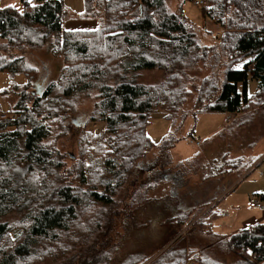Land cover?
<instances>
[{"label":"trees","instance_id":"1","mask_svg":"<svg viewBox=\"0 0 264 264\" xmlns=\"http://www.w3.org/2000/svg\"><path fill=\"white\" fill-rule=\"evenodd\" d=\"M183 1L83 0L76 16L97 20L93 30L65 29L75 15L64 0L0 7V71L10 77L0 97L16 114L0 120V264H264V222L227 236L205 230L209 209L195 218L209 203L179 208L171 195L134 192L127 200L125 187L135 186L152 151L156 161L136 184L139 192L170 168L162 158L189 116L194 122L203 113L264 114V0H207L203 15L220 30L209 45L184 15ZM40 48L63 65L38 94L33 82L40 70L24 53ZM199 64L208 74L198 80ZM152 71L162 77L141 80ZM18 74L23 86L13 81ZM250 79L257 83L254 96ZM83 97L92 99L88 121L103 123L100 135L71 117ZM157 108L170 128L154 142L146 125ZM70 134L77 135V156L59 148ZM228 165L238 169L242 159ZM192 213V227L216 238L207 252L179 239L168 244ZM217 217L213 212L211 220ZM147 231L154 235L147 246L161 251L156 257L145 253ZM137 233L143 242L124 247V238ZM210 247L232 257L215 256Z\"/></svg>","mask_w":264,"mask_h":264},{"label":"rangeland","instance_id":"2","mask_svg":"<svg viewBox=\"0 0 264 264\" xmlns=\"http://www.w3.org/2000/svg\"><path fill=\"white\" fill-rule=\"evenodd\" d=\"M16 5H20V0H13ZM75 14L83 11V0H64ZM182 11L187 19L201 32H204L202 38L203 44L209 45L214 37H219L220 30L216 23L209 18L203 17V9L196 0H184ZM68 30H93L98 27L95 19H83L81 17L68 18L64 23ZM26 62L40 70V79L34 81V85L44 87L46 82L57 78L63 65L62 58L54 57L46 48L28 50L24 53ZM242 63L236 65L241 68ZM199 78L208 74V69L203 68L202 64L194 73ZM162 75L159 72L142 73L141 80L147 82L158 81ZM14 83L23 86L26 78L23 74H18L14 78ZM10 85V77L6 72L0 71V93ZM33 85V86H34ZM257 88L255 80L248 81V94L254 96ZM195 98L192 94L188 100L190 105ZM2 109L6 111L8 105L1 99ZM253 109H250L252 113ZM92 111V99L81 98L78 100L74 114L71 116L77 125L85 126L92 135H100L103 130V123L89 122L88 118ZM245 113L239 115L225 113H203L197 116L193 122L192 116L188 117L184 123V131L180 132L178 139L171 144L170 149L162 159L168 162L170 168L162 172L160 180L153 181V176L149 178V188L141 187L140 192L136 184L141 185L148 179V173L152 171L156 161L157 151H152L147 155L142 163L143 173H139L137 183L130 188L125 187L128 195L127 200L135 193L136 197H162L171 195L172 205L179 208H189L196 205L209 203L210 206L203 208L196 215L192 213L188 218V223L181 227L180 234L175 236L171 242L176 239L180 244L187 246L189 250L194 248L205 249L211 245L216 238L207 235L204 231L194 229L193 222L202 216L205 212L209 213L205 218L206 229H212L229 236L241 229L247 228L256 222H264V209L251 208L249 201L257 194L264 193V161L256 165L257 158L264 153V114L253 113L252 117H247ZM187 122V124H186ZM186 124V127H185ZM169 122L163 117L162 109L157 108L151 114L150 121L146 125V134L154 142H159L169 131ZM193 129V137H199L201 144L195 146L189 143L188 133ZM77 135L70 134L59 141L61 151H66L73 156L78 155L76 146ZM241 158L240 168H232L228 162ZM264 155L259 160L263 159ZM216 163V165H215ZM163 164V163H162ZM218 170V171H217ZM149 171V172H148ZM147 173V174H146ZM210 177L205 178V176ZM152 181V182H151ZM213 206V207H212ZM216 213L217 218L211 220L212 214ZM199 214V215H198ZM196 216L192 220L193 216ZM195 219V220H194ZM190 220V221H189ZM148 232V231H147ZM119 238H122L123 231L118 229ZM150 232L145 236L147 247L145 253L155 254V257L161 252L154 246H147V241L153 239L154 235ZM145 235V234H144ZM142 233H137L133 237L124 238V247H129L131 242L140 244L143 242ZM214 240V241H213ZM168 240H164L163 244ZM140 242V243H139ZM167 244V245H168ZM137 246V245H136ZM208 251L215 256L224 258L232 257L222 250L214 247L208 248Z\"/></svg>","mask_w":264,"mask_h":264},{"label":"built area","instance_id":"3","mask_svg":"<svg viewBox=\"0 0 264 264\" xmlns=\"http://www.w3.org/2000/svg\"><path fill=\"white\" fill-rule=\"evenodd\" d=\"M198 4L202 8H209L210 3L207 0H196ZM31 4L37 3V0H30ZM211 21L216 23L215 18H211ZM16 114L10 113L8 111H0V120H8L15 118ZM189 143L195 146H199L201 144V139L198 137H190L189 138ZM260 175H263L262 173ZM249 206L251 208H259V209H264V199H262L259 196L254 197L252 200L249 201Z\"/></svg>","mask_w":264,"mask_h":264},{"label":"crops","instance_id":"4","mask_svg":"<svg viewBox=\"0 0 264 264\" xmlns=\"http://www.w3.org/2000/svg\"><path fill=\"white\" fill-rule=\"evenodd\" d=\"M38 1V0H37ZM6 6H12V7H15V8H17V9H21V7H22V5H21V2H20V5H16V3H15V1H13V0H0V7H6ZM75 16L73 17V18H77V16H76V14H75V12H72ZM203 17H205L204 15H203ZM192 120V119H191ZM187 122H188V119H187ZM187 122H186V124H187ZM186 124H185V127H186ZM183 131H184V128H183ZM199 138V137H198ZM264 161V158L263 159H261L260 161H259V163H261V162H263ZM258 163V164H259ZM261 174V173H260ZM262 174L264 175V173L262 172ZM263 175H260V176H263ZM256 223H261V222H256ZM256 223H254V224H256ZM212 230V229H211ZM214 232H218V231H214ZM218 233H221V234H224V233H222V232H218ZM224 235H226V234H224ZM194 264H196V263H194Z\"/></svg>","mask_w":264,"mask_h":264},{"label":"water","instance_id":"5","mask_svg":"<svg viewBox=\"0 0 264 264\" xmlns=\"http://www.w3.org/2000/svg\"><path fill=\"white\" fill-rule=\"evenodd\" d=\"M33 90L35 93L41 94L42 87H38L37 85H34Z\"/></svg>","mask_w":264,"mask_h":264}]
</instances>
